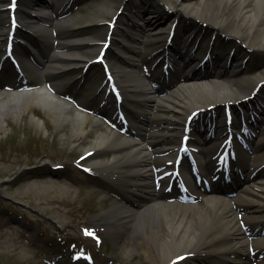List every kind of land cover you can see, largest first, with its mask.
Wrapping results in <instances>:
<instances>
[{
  "label": "bare ground",
  "instance_id": "6f19581e",
  "mask_svg": "<svg viewBox=\"0 0 264 264\" xmlns=\"http://www.w3.org/2000/svg\"><path fill=\"white\" fill-rule=\"evenodd\" d=\"M72 2L26 0L17 10L18 25L13 29L5 5L10 0L0 1V39L5 42L13 34L24 41L18 42L17 53L41 79L40 85L24 89L0 86V133L6 129L7 118H19L34 107L47 110L59 124L71 123L73 132L84 139L90 133L89 122L95 120L107 130L93 142L98 153L91 157L92 166L110 182L120 177L130 182L112 209L101 215L107 234L125 239L127 253L142 250L155 264H252L249 255L264 251V119L259 117L264 110V55L255 75L249 73L243 58L232 63L234 70L217 58L214 65L204 62L191 72L180 66L195 59L187 43L170 26L164 27L155 12L146 21L142 12L125 6L134 19L131 23L132 19L125 21L128 14L112 10L121 26L113 32L108 63L123 87L124 98L118 105L107 95L106 102L124 118L130 111L134 120L132 128L120 126L112 132L102 119L84 111L82 103L65 99L68 77L90 72L92 59L102 49L94 34L75 33L100 23L102 16L69 14ZM153 2L190 21L187 32L198 27L206 33L215 31L236 41L242 52L264 53V0ZM99 8L106 10L104 4ZM160 37L171 39L180 58V64L173 61L174 68L168 73L169 79L176 80L168 91L154 87L150 78L136 70L140 49ZM27 47L39 51L36 64ZM72 82L75 87L76 79ZM224 106L236 110L233 124L227 125L223 113L210 138V128H191L190 151L181 155L188 118ZM32 120L44 127V121L34 114ZM237 124L246 127L242 135L235 132ZM178 131L181 141L173 142ZM223 139L227 140L221 149L224 154L212 160ZM108 150L114 154L111 163L102 158ZM123 166H129L126 176L112 174V169L124 170ZM190 168L201 172L194 178L198 187L187 193L179 182L188 177ZM180 256L185 258L177 262Z\"/></svg>",
  "mask_w": 264,
  "mask_h": 264
},
{
  "label": "rangeland",
  "instance_id": "374dc122",
  "mask_svg": "<svg viewBox=\"0 0 264 264\" xmlns=\"http://www.w3.org/2000/svg\"><path fill=\"white\" fill-rule=\"evenodd\" d=\"M24 2L26 0H19V4ZM124 2L125 0H75L72 8L75 16L77 13L87 17L102 16L100 23L80 28L75 33H92L97 41L103 43L109 29L108 22L112 10L116 11ZM102 4L106 6L104 11L99 8ZM148 16V13L141 14L144 19ZM166 22L162 19L164 27H167ZM183 28L184 21H181L178 31L186 41ZM194 31L200 32L199 29ZM202 32L206 35L203 30ZM211 35L216 36L215 43L218 45H228L222 48L226 53L232 45L235 46L232 40L216 33ZM165 41V37H160L140 49L142 66L137 74L143 75L156 65L157 58L148 63L146 61L163 48ZM211 51L209 46L201 47L197 50V55L203 53L208 56ZM218 53H222L221 50H218ZM263 55V52H254V57L260 62ZM92 71L101 75L102 67L95 66ZM26 72L27 76L31 77L29 82L19 80L12 67H9L8 73L1 70L0 86H3V82L15 87L41 84L35 69L26 67ZM155 73H160L159 67L155 68ZM257 73L255 69L250 71L251 75ZM77 77L78 74L68 77L64 91L77 96V100L92 103L98 87L83 85L79 79L74 88L71 82L75 78L78 79ZM159 77L155 76L158 82H163ZM246 88L249 90L251 86ZM98 106L96 103L92 109H98ZM33 114L44 121V127L36 125L32 120ZM180 124H183V121H180ZM179 128L182 129L183 126ZM88 130L90 133L86 139L81 138L73 132L71 123H57L52 114L40 107L24 112L19 118H7L6 129L0 133V264H90L87 256L93 260V264H155L148 260L142 250L131 255L127 253L123 247L125 239L108 235L103 221L97 219V215L112 209L117 195H120L122 189L127 188L130 182L122 177L120 182L112 185L111 189L116 193L114 197L99 190L102 184L108 186L101 174L88 176L76 167L75 161L78 165L92 164L90 159L80 158L86 151L93 149V142L100 132L106 131L105 127L97 125L94 120L89 122ZM181 136V132H175L172 141L180 142ZM102 158L111 163L114 154L108 150ZM122 161L121 157L119 162ZM58 164L61 168L53 169L52 165ZM123 167L124 170L111 171L126 176L129 166ZM7 198L29 205L41 216L22 209ZM18 217H22L21 225L25 226V229L16 225L15 220ZM51 220L60 227L54 225ZM137 232L140 233L141 230ZM96 233L99 236L94 235ZM75 249H83L82 253L77 252L79 258H68L70 251ZM249 258L253 263L264 264V252ZM57 259L63 261H56Z\"/></svg>",
  "mask_w": 264,
  "mask_h": 264
},
{
  "label": "snow or ice",
  "instance_id": "6c2138e0",
  "mask_svg": "<svg viewBox=\"0 0 264 264\" xmlns=\"http://www.w3.org/2000/svg\"><path fill=\"white\" fill-rule=\"evenodd\" d=\"M13 6H14V0H13ZM89 234H91V233H89Z\"/></svg>",
  "mask_w": 264,
  "mask_h": 264
}]
</instances>
